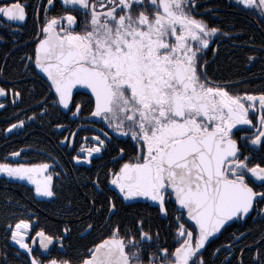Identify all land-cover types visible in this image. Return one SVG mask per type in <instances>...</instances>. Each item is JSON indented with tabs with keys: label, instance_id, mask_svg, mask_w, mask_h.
Returning <instances> with one entry per match:
<instances>
[{
	"label": "snow or ice",
	"instance_id": "6c2138e0",
	"mask_svg": "<svg viewBox=\"0 0 264 264\" xmlns=\"http://www.w3.org/2000/svg\"><path fill=\"white\" fill-rule=\"evenodd\" d=\"M58 6L61 13L52 15ZM201 7L200 0H46L36 7L34 47L22 59L28 72L46 77L39 115H48L50 108L66 119L70 113L74 123L87 105L83 118L102 127L90 146L85 147L89 137L83 138L71 160L91 165L107 154L112 166L101 164L90 179L95 195L85 197L84 207L74 210L69 198L59 211L76 216L81 239L92 236L82 250L46 258L50 246L65 248L72 220L63 221L55 234L40 229L32 235L38 220L30 213L4 225L5 240L17 246L15 258L24 264H215L205 252L217 234L249 221L264 225V91H232V82L209 73L214 61L207 53L218 55L210 45L231 34L206 20ZM234 7L264 30V0H235ZM28 8L22 0L4 3L0 27L26 23ZM80 89L86 99L76 102ZM9 93L13 104L22 99L21 91L0 87V97ZM24 126L20 120L5 131ZM77 134L59 144L75 147ZM116 137L126 138L128 148L123 142L114 145ZM257 152L260 162L252 163ZM52 160L3 162L0 175L27 181L35 197L52 202L58 198L54 177L66 175ZM137 204L168 219L165 239L160 230L145 227L142 215L131 225L118 217L121 208ZM248 234L233 232L210 256L227 253L221 264H232L230 257ZM253 248L249 264H264V228L253 244L240 249L236 264H245V249ZM0 264H8L7 252Z\"/></svg>",
	"mask_w": 264,
	"mask_h": 264
},
{
	"label": "flooded vegetation",
	"instance_id": "af4514ba",
	"mask_svg": "<svg viewBox=\"0 0 264 264\" xmlns=\"http://www.w3.org/2000/svg\"><path fill=\"white\" fill-rule=\"evenodd\" d=\"M11 0H0V6L4 3H10ZM29 5L27 21L23 25H18L14 22H7L10 27H0V69H3L0 75V87L15 88L22 92V99L18 100L15 104L12 103L11 93L5 97H0V103L5 104L4 108H0V163H49L53 164L55 160L58 165L55 170L58 172L66 173L58 178L56 181L62 180L65 184L71 183L83 198L81 207L86 204L85 197L93 196V186L90 179L95 178L96 172L101 164L111 167L109 163L110 156L105 154L103 159L93 158V163L88 164H75L71 160L72 155H76L79 151L80 145L84 143L83 138L89 137L88 144L91 145V137L98 134L96 129L102 127L100 123L94 126L90 121L85 120L83 117L88 115V106L85 105L84 111L80 118L75 122H71L72 118L70 113L67 119L64 116L58 115L50 108L48 115L40 116L42 111L41 102L47 95V84L45 83L46 77L39 74L40 78L32 75L24 67V57L30 54L34 47V39L36 35L35 28V9L37 6L42 5L46 0H22ZM202 7L199 9L201 13H205L204 18L210 21L213 25L220 27L223 31L230 33V37H221L218 43L210 45L213 49H218V55H213L208 51L206 59L210 62L209 73L218 79L230 81L233 84L232 91L240 93H259L264 91V30L259 28L253 18L246 11H240L234 7L235 0H200ZM211 10V11H208ZM61 13L60 7L52 10V15ZM44 13L41 9L39 19L43 20ZM4 23V21H0ZM252 56V61L248 57ZM86 90L80 89L76 94V102L86 99L84 96ZM77 90H74L76 93ZM47 107V106H45ZM63 111V110H61ZM36 115L37 118L29 120L28 117ZM20 120L25 121L23 128H16L11 133H7L5 129L13 123H18ZM61 123L66 125L64 129H57L55 125ZM104 130L110 131L103 126ZM78 132L75 137V147H66L59 144V141L64 137L71 139V132ZM112 134V133H110ZM244 133H241L243 135ZM113 136L115 134H112ZM123 142L121 146L128 148V143L124 137H116L113 144ZM20 152L19 157H12V152ZM130 151V148H129ZM7 157V161L5 158ZM260 162V153L257 152L253 155L252 163ZM103 176V170L101 171ZM20 191L24 188L32 191V195L36 200H41L35 197L32 187L7 179L5 176L0 175V192L11 195H17V188ZM102 199V197L100 198ZM17 206V204H15ZM15 206V207H16ZM118 208L120 206L118 205ZM15 212V211H14ZM33 220H38V223L32 229V235L35 231L44 229L50 234H55L58 229L63 227V221L72 220L71 227L72 233L65 241V248H61L59 244L52 246L48 253L44 256L48 259L51 258H64L75 254V249L70 248L71 240L74 234H78L76 224V216H66L58 219L60 223L57 225L42 223L41 213L39 210L32 206L31 211ZM141 213L140 215L146 218L145 227H151L153 231H161V239H165L167 230L168 219L157 217L156 212L152 209L145 208L142 204H137L134 207H123L118 212V217L122 218V214ZM149 213L151 215L149 216ZM115 219V218H114ZM16 219H12V223ZM47 220V219H46ZM11 222V220H10ZM264 228V225L253 223L249 221L247 225H237L230 228L223 234H217L213 244L205 252V257L214 261L215 264H221L224 256L227 253H220L216 257H211L210 253L221 244H227L231 240L233 232L244 231L249 234L243 239L234 250V255L230 257L232 264H236V258L241 255L240 249L244 248L247 244H253L259 236V230ZM251 229V231H249ZM95 233H93V236ZM80 238V237H79ZM92 236L87 237L91 240ZM7 242V243H5ZM29 242H31L29 240ZM6 244L8 247L6 248ZM17 246L12 245L11 241L5 240L4 226H0V256L1 249L5 250L7 254H11L14 263L21 262L24 264L23 258L17 259L14 256L12 249ZM9 249V250H8ZM255 249L248 251L245 249L243 259L245 264H249L251 256Z\"/></svg>",
	"mask_w": 264,
	"mask_h": 264
},
{
	"label": "trees",
	"instance_id": "16d2710c",
	"mask_svg": "<svg viewBox=\"0 0 264 264\" xmlns=\"http://www.w3.org/2000/svg\"><path fill=\"white\" fill-rule=\"evenodd\" d=\"M57 184V191H58V198L52 202L49 201H40L36 200L33 195L32 191L29 189H22L19 190V187H16L17 195H11L7 193L0 192V226H4L6 223L12 222V219H19L29 217V214L32 209V206L41 213V218L43 219L42 223L46 224H55L60 223L57 221L60 218L66 217L68 215H60L59 211L65 206L67 199H72L73 207L75 208L81 207L83 198L80 197V194L77 192L73 184L67 183L65 184L62 180L56 181ZM17 204V206L15 205ZM16 206V207H15ZM15 211V212H14ZM141 213H129V214H122V218L125 223L131 225L137 215ZM74 216V215H72ZM46 218L50 219V221L46 220ZM15 220V221H16ZM77 234H74L71 240L70 248H74L75 250L80 249L82 250V246L87 244L89 240L81 239L77 237ZM7 243V242H5ZM9 250V249H8ZM5 253V250L1 249V256ZM8 255V264H16L12 260L11 254ZM18 262L17 264H20Z\"/></svg>",
	"mask_w": 264,
	"mask_h": 264
},
{
	"label": "rangeland",
	"instance_id": "374dc122",
	"mask_svg": "<svg viewBox=\"0 0 264 264\" xmlns=\"http://www.w3.org/2000/svg\"><path fill=\"white\" fill-rule=\"evenodd\" d=\"M6 178H7V177H6ZM7 179H9V178H7ZM9 180H11V179H9ZM13 181L18 182V183L21 182L22 184L27 185V186H30V187H32V189H33V186L30 185V184H28L27 181H18V180H13ZM36 198L41 199V200H47L46 198H45V199H42V198H39V197H36Z\"/></svg>",
	"mask_w": 264,
	"mask_h": 264
},
{
	"label": "water",
	"instance_id": "95a60500",
	"mask_svg": "<svg viewBox=\"0 0 264 264\" xmlns=\"http://www.w3.org/2000/svg\"><path fill=\"white\" fill-rule=\"evenodd\" d=\"M52 246H50V249H51ZM46 253H43V255H45Z\"/></svg>",
	"mask_w": 264,
	"mask_h": 264
},
{
	"label": "bare ground",
	"instance_id": "6f19581e",
	"mask_svg": "<svg viewBox=\"0 0 264 264\" xmlns=\"http://www.w3.org/2000/svg\"><path fill=\"white\" fill-rule=\"evenodd\" d=\"M48 221H50V219L46 218Z\"/></svg>",
	"mask_w": 264,
	"mask_h": 264
}]
</instances>
